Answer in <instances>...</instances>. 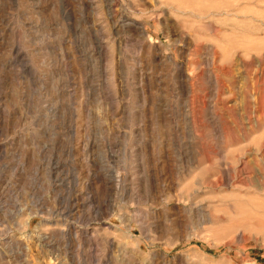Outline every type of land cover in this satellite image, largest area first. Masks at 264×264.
<instances>
[{
	"label": "rangeland",
	"instance_id": "obj_1",
	"mask_svg": "<svg viewBox=\"0 0 264 264\" xmlns=\"http://www.w3.org/2000/svg\"><path fill=\"white\" fill-rule=\"evenodd\" d=\"M263 69L264 0H0V264H264Z\"/></svg>",
	"mask_w": 264,
	"mask_h": 264
},
{
	"label": "bare ground",
	"instance_id": "obj_2",
	"mask_svg": "<svg viewBox=\"0 0 264 264\" xmlns=\"http://www.w3.org/2000/svg\"><path fill=\"white\" fill-rule=\"evenodd\" d=\"M125 16H126V14H125ZM128 19H129V18H128ZM141 28H142V27H141ZM141 28H140V29H141ZM263 70H264V69H263Z\"/></svg>",
	"mask_w": 264,
	"mask_h": 264
}]
</instances>
